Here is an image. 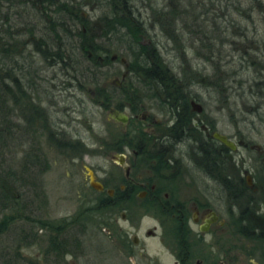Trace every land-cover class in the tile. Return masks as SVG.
<instances>
[{"label": "trees", "instance_id": "16d2710c", "mask_svg": "<svg viewBox=\"0 0 264 264\" xmlns=\"http://www.w3.org/2000/svg\"><path fill=\"white\" fill-rule=\"evenodd\" d=\"M135 1L0 0V11L2 7L7 10L1 14L3 18L0 15V143L6 144V138L15 139L16 130L22 132L23 144L28 147L20 170L13 166L0 167V209L3 212L0 239L12 231L15 224L21 223L19 231L16 228L14 231V234L18 232L19 242L13 248V254H0L5 264H21L24 246L42 241L37 227L47 231L45 256L53 258L56 264H66V256L71 252L77 253L91 224L100 221L98 207L108 209L114 206L111 197L103 194L100 199L91 197L67 217L56 220L38 215L40 206L36 199L45 194L42 177L51 167L41 147V137L46 134L52 145L73 159L81 158L86 150L81 138L67 137L62 125L58 126L51 120L53 114L50 111L55 103L50 95L55 91L51 94L42 86L46 82L42 71L39 81L36 80L37 71L32 66L38 60L42 65L55 66L70 80L78 82L77 85L67 82L61 89L74 88L91 95L87 85L96 84L94 102H103L108 108L115 100V93L100 86L99 77L104 74L103 67L120 61L113 59L120 52L128 59L129 77L148 84V94L170 95V101L181 103L186 118H189L191 109L189 99L197 96L191 91L198 82L195 80H206V86L225 93L232 88L225 86L226 82L237 80L240 73L237 68L229 72L224 67L228 65L218 64L213 65V75L204 74L205 71L193 68L185 52L194 50L204 62L211 64L215 56L212 49L218 44L215 40L219 37L222 46L238 45L236 50L252 57L249 63L257 65L258 73L252 78L254 82L263 78L264 65L257 64L252 54L261 45L255 46V39L254 44H247V31H241L232 16L237 14L253 21L256 13L264 15V0H249L248 4H244L245 0H147V3L137 0L145 3L143 7L148 9V20ZM88 6L101 9L97 19L86 17L84 8ZM256 26L254 24L255 29ZM151 29L163 32L183 57L186 66H183L182 77L174 73L165 61L159 42H145ZM217 32L218 36L215 35ZM21 35L28 37L21 40ZM81 60L86 63L84 68L78 65ZM188 74L194 80H189ZM22 77L26 80L23 81ZM256 83L246 82L248 85L245 86V81L239 80L240 88H247L257 99L260 86ZM132 86L133 83H129V87ZM139 86H136V93L142 92ZM124 92L131 93L129 89ZM45 101L48 107L43 105ZM259 108L258 105L249 107L254 113ZM23 222L28 228L22 227Z\"/></svg>", "mask_w": 264, "mask_h": 264}, {"label": "flooded vegetation", "instance_id": "af4514ba", "mask_svg": "<svg viewBox=\"0 0 264 264\" xmlns=\"http://www.w3.org/2000/svg\"><path fill=\"white\" fill-rule=\"evenodd\" d=\"M51 68L55 66L36 67V80L41 71ZM125 69L126 75L121 73L123 81H116L114 86L119 93H115L113 104L105 108L99 101L123 130L112 146L110 158L115 154L125 156L124 165L111 159L119 168V185L110 184L108 179H99L104 190L90 185L98 195L93 199L105 194L114 203L112 208L98 207L100 221L95 226L101 233L96 240L101 262H107L113 253L117 264H264V143L236 142L219 131L216 117H204L206 110L197 93L198 97L189 99L191 109L186 118L181 103L170 101V95L148 94V84L130 78L128 67ZM262 77L256 81L260 86L259 110L254 113L246 106L241 113L247 129L263 136L264 72ZM129 83L133 86L129 87ZM137 85L142 92H135ZM126 89L131 93H123ZM90 92L93 94L92 89ZM193 102L201 105V111L194 109ZM227 105L231 107L232 102ZM154 109L164 117L163 122L148 111ZM115 111L126 113L127 120L113 118ZM20 120L25 122L23 117ZM158 123L160 127H156ZM216 132L228 136L236 149L214 137ZM240 145L248 151L256 146V156L248 152L251 164L245 156L241 164L233 158ZM184 178L198 188L194 198L186 201L173 190L150 185L153 179ZM109 189L114 190L112 194ZM145 218L156 224L143 236L141 225ZM158 236L161 249L152 255L148 238ZM86 241L88 238L83 237L77 253L70 250L66 264H88L90 250ZM69 257L76 259L69 261Z\"/></svg>", "mask_w": 264, "mask_h": 264}, {"label": "rangeland", "instance_id": "374dc122", "mask_svg": "<svg viewBox=\"0 0 264 264\" xmlns=\"http://www.w3.org/2000/svg\"><path fill=\"white\" fill-rule=\"evenodd\" d=\"M137 1V0H136ZM135 1V2H136ZM144 2L147 3V0ZM144 2L137 1V4L144 11L143 16L148 20V9L144 8ZM249 0H245L244 4H248ZM5 7V6H4ZM1 8V6H0ZM5 8L2 7L0 15L5 13ZM146 11V13H145ZM13 12V10H12ZM101 12L100 8L94 7H85L84 14L86 17L95 20ZM1 18L2 15H1ZM235 23L240 25V30L247 31L249 40L247 44L252 43L253 40L256 41L255 46L261 45L260 49L257 52L253 51L255 55L257 64L261 63L264 65V15L255 14L254 20L250 21L248 18H245L241 15L233 14L232 16ZM35 21V20H32ZM220 23L224 26V22L221 20ZM254 24L257 28L255 29ZM15 30V29H14ZM217 33H215L216 36ZM150 37H148V32L145 37V42H150L152 40L159 42L160 51L163 54L165 61L170 66L171 70L176 73L178 76L182 77L183 66H186L183 61V57L175 49L173 42L168 41L165 38L163 32L159 29H151L149 32ZM28 36L20 37L21 40L27 39ZM237 39V38H230ZM239 40V39H237ZM29 41V40H28ZM218 44L214 49H212L214 59L213 63L209 64L204 62L199 56L195 54L194 50L191 52H185L193 64L195 70H203L204 74H214L213 65H228L224 66L226 71L229 72L239 70L240 75L237 77V80L227 81L225 86H231L230 89L225 93L217 92L214 87L206 86L207 81L202 79H197L198 81L195 86H192L191 91L197 93L201 99V103L206 110L203 113L204 117L211 114L213 117H216L219 120V131L224 134H227L236 142L243 141L244 143H249L252 141V144L264 143V135L258 134L255 130L247 129L242 118V111H246L247 107H254L257 105L258 98L252 96L251 92L247 88H240L239 80L245 81V86L247 83H255L252 78L258 76L256 72L257 65H251L249 63L252 57L248 55L245 56L236 50L235 47L238 45L227 44L222 46L220 43L219 37L215 40ZM199 43V41H198ZM32 47H29L31 49ZM221 50V53H219ZM219 53V54H218ZM122 54L117 52L116 59L122 60L125 56L119 55ZM219 55V56H218ZM127 59V57H125ZM201 58V59H200ZM248 59V60H247ZM187 63V61H185ZM37 64V65H36ZM33 68H39L42 65L41 61H37ZM74 64V63H72ZM78 65H81V68H84L86 63L81 60ZM241 65H246L244 66ZM125 63L121 61H116L111 65L103 67V76L99 77V85L106 87L112 93H119L116 91V81L122 82L121 73H126ZM237 68V69H236ZM43 75L52 79L49 82V79L44 82L43 88L49 90V92L54 95H50L51 100L55 103L54 107H51L52 118L58 126L62 125L64 131L67 132V137H73L74 139L81 138L85 143L83 147L86 149L82 152L81 158L73 159L66 153H62L56 145H52L48 141V137L44 134L41 137V147L43 152L46 154L48 160L50 161V169L43 175L42 180L44 183V192L42 198L36 199V204L40 206L38 215H41L43 218L49 219H60L73 215L78 209V206L88 201L89 198L97 197V193L91 191V186L89 184V172L88 168H91L97 175L98 180H106L110 184H120L118 180L119 168L113 163L110 158L112 153V146L119 137V133H122L123 130L107 113L106 110L100 105V103L94 102V93H96L97 85L92 83L87 85L88 90L92 89L93 94L81 92L78 89H61L67 82H72V84L77 85L76 80H70L67 76L64 75L59 69H46L43 71ZM54 75V76H53ZM189 76V74H188ZM53 77V78H52ZM190 77V76H189ZM189 80H194V77H190ZM81 78V77H80ZM79 78V79H80ZM250 80V81H249ZM256 80V79H254ZM56 85V87L53 85ZM126 83V82H124ZM244 86V87H245ZM238 89H235L237 88ZM52 91V92H51ZM244 93V94H243ZM225 98H227L225 100ZM116 102V101H115ZM119 101H117L118 103ZM229 102H232L230 107ZM45 107H48V102L45 101L43 104ZM249 109V108H248ZM128 110V109H127ZM152 115L156 116L163 122L164 117L159 114V112L154 109L148 110ZM129 112V111H128ZM245 113V112H244ZM206 114V115H205ZM203 117V116H202ZM17 120V119H16ZM161 123H158L156 127H160ZM154 127V126H153ZM150 129V128H148ZM125 130V129H124ZM210 133V132H209ZM212 133V131H211ZM15 139H7L6 144L2 145L0 143V167L8 168L13 166L17 169H21L22 159L28 151L27 144L24 145V138L22 132H14ZM5 139V138H4ZM3 139V140H4ZM104 142V144H103ZM103 144V145H102ZM252 147V146H251ZM247 148V147H246ZM84 150V149H83ZM256 156L257 148L256 146L252 147L250 151L240 145L237 152H233V158L237 159V163L241 164L244 156L248 164H251L253 161L249 158L248 154ZM69 154V153H68ZM250 162V163H249ZM248 165H246V168ZM1 172V170H0ZM149 184V183H148ZM156 185V188L173 190L176 195H181L186 200L194 198L197 187L192 184L188 179H180L175 181H166L160 179H153L150 182V185ZM29 187V185L27 186ZM24 189V188H23ZM38 213V212H37ZM2 210L0 209V218L2 217ZM122 225L127 226V223H124L122 220ZM22 223L23 228H28ZM21 223L15 224L16 231H19V226ZM156 224L154 220L147 219L143 221L141 225V235L145 236V231L149 227H153ZM30 227V226H29ZM15 228L12 231H9L7 234L1 237L0 239V254L9 255L13 254V248L18 243V232L14 234ZM36 230V229H35ZM38 236L42 237V241H39L32 246H24L22 249L23 260L21 264H56L53 258L45 256V247L46 244V230L38 228ZM160 230H158L159 232ZM101 234V233H100ZM98 228L95 226V223L91 224L89 227L85 238H88L90 258L88 264H117L113 259V253L107 258V262L102 261L100 256H98L97 251V238H100ZM151 242V248L149 253L152 255L158 254L161 249L159 242V236L156 239L148 238V244ZM113 255V256H112ZM69 261H72L76 258L69 257ZM80 259V258H79ZM79 259H77L79 261ZM0 264H5L3 259L0 257Z\"/></svg>", "mask_w": 264, "mask_h": 264}, {"label": "water", "instance_id": "95a60500", "mask_svg": "<svg viewBox=\"0 0 264 264\" xmlns=\"http://www.w3.org/2000/svg\"><path fill=\"white\" fill-rule=\"evenodd\" d=\"M115 58H116V55H114L113 59H115ZM122 62L125 63L126 67H129L128 60L125 57L122 58ZM126 73L124 75H126ZM193 106H194V109H196L198 111H201V105L193 102ZM111 116L113 118H115V119L122 120V121H126L127 118H128V116H127L126 113L120 112V111H115V114H111ZM214 137H216L223 144L231 147L232 149H236V144L232 140H230L228 138V136H226L224 134H221L219 132H216V133H214ZM111 159L113 161L119 162L122 165L125 164V156L123 154H115V155H112L111 156ZM88 172H89V183H90V185L94 189H97L99 191L104 190V185H103L102 182H100L97 179L95 172L91 168H88ZM108 191H109V194H112L114 190L113 189H109Z\"/></svg>", "mask_w": 264, "mask_h": 264}]
</instances>
